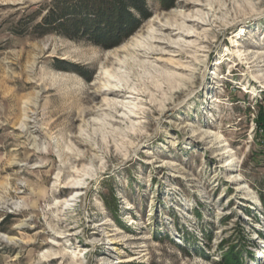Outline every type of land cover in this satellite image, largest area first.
<instances>
[{
	"label": "rangeland",
	"instance_id": "obj_1",
	"mask_svg": "<svg viewBox=\"0 0 264 264\" xmlns=\"http://www.w3.org/2000/svg\"><path fill=\"white\" fill-rule=\"evenodd\" d=\"M49 1L0 0V264H264V0H146L113 49Z\"/></svg>",
	"mask_w": 264,
	"mask_h": 264
},
{
	"label": "trees",
	"instance_id": "obj_2",
	"mask_svg": "<svg viewBox=\"0 0 264 264\" xmlns=\"http://www.w3.org/2000/svg\"><path fill=\"white\" fill-rule=\"evenodd\" d=\"M164 9L175 0H155ZM146 0H50L41 22L33 30L39 36L58 34L113 49L132 36L150 18ZM260 125H264V115ZM261 198L264 213V198Z\"/></svg>",
	"mask_w": 264,
	"mask_h": 264
},
{
	"label": "bare ground",
	"instance_id": "obj_3",
	"mask_svg": "<svg viewBox=\"0 0 264 264\" xmlns=\"http://www.w3.org/2000/svg\"><path fill=\"white\" fill-rule=\"evenodd\" d=\"M177 29V28H176ZM172 30H175V29H172ZM178 33L180 34V35H187V34H189L190 32H189V30H184L182 27L180 28V27H178ZM145 46L143 45V49L142 50H135V51H132L131 53H132V58H130L131 59V61L129 62V63H124L125 65H128V67H130L131 68V66H140L141 65V58L142 57H146V58H148L149 57V55H151L152 53L150 52L151 50H150V48H151V46H149V48H148V46H146L147 47V49H146V47L144 48ZM172 64H173V62H172ZM143 65V64H142ZM116 73V72H115ZM112 76V75H111ZM115 79V78H114ZM110 88V87H109ZM132 93V92H131ZM104 94L106 95V96H114V97H116V96H124L125 94H127V92L125 91V90H123V89H118V88H115L114 90H111V89H105V91H104ZM122 98V97H121ZM113 111H118V108L117 107H113ZM26 124H22V126H25ZM3 238L4 239H6L7 241H9V242H11V241H13V238H11V237H8V236H6V235H3ZM258 257L261 259V258H264L263 257V255H262V253H260V254H258Z\"/></svg>",
	"mask_w": 264,
	"mask_h": 264
}]
</instances>
